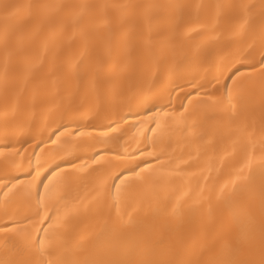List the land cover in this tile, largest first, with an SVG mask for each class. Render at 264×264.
<instances>
[{
  "label": "bare ground",
  "instance_id": "1",
  "mask_svg": "<svg viewBox=\"0 0 264 264\" xmlns=\"http://www.w3.org/2000/svg\"><path fill=\"white\" fill-rule=\"evenodd\" d=\"M262 59L264 0H0V264H264Z\"/></svg>",
  "mask_w": 264,
  "mask_h": 264
},
{
  "label": "snow or ice",
  "instance_id": "2",
  "mask_svg": "<svg viewBox=\"0 0 264 264\" xmlns=\"http://www.w3.org/2000/svg\"><path fill=\"white\" fill-rule=\"evenodd\" d=\"M260 69L262 72H264V59H262L260 61ZM236 72L238 73L239 72V69L236 70ZM233 76H235V73L233 74ZM233 76H229L227 79H230V80H233V83H235V80L233 79ZM224 88H225V97L224 99L227 100L229 103L231 102L230 98H231V93H232V88L230 85H228L227 83H225L224 85ZM78 135H83L82 132H77ZM58 139V137H57ZM53 144H55V141H52ZM104 150L101 149L100 151H98L97 153L94 154L93 156V163H97L98 160L97 158L101 156L102 152ZM139 167V166H137ZM127 173H133L135 174L136 173V168H126L124 169L123 171H120L116 174L113 175L112 177V187L114 188H118L119 185L116 183V181H120L121 183L124 181V178L126 176ZM31 173H29L30 175ZM16 180L17 183H20V180H19V177H16L14 178ZM43 187L44 189H48V185L46 184H43V185H37L36 187V192H35V196H36V199H37V203H40L43 199H44V194L41 193L40 191V187ZM15 222H9V224H5V225H0V231H5V230H8L10 228V226L12 224H14ZM40 231H44V232H47V229H42V230H38V234H37V240H36V246L41 250L43 251V246H44V239L42 237H40L39 235V232ZM41 264H43V262H41ZM50 264H56V262H50Z\"/></svg>",
  "mask_w": 264,
  "mask_h": 264
}]
</instances>
